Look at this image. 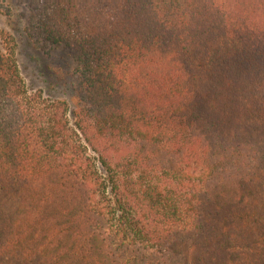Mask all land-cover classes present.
I'll return each instance as SVG.
<instances>
[{
    "label": "trees",
    "instance_id": "16d2710c",
    "mask_svg": "<svg viewBox=\"0 0 264 264\" xmlns=\"http://www.w3.org/2000/svg\"><path fill=\"white\" fill-rule=\"evenodd\" d=\"M17 2L69 97L0 50V264H264V0Z\"/></svg>",
    "mask_w": 264,
    "mask_h": 264
},
{
    "label": "rangeland",
    "instance_id": "374dc122",
    "mask_svg": "<svg viewBox=\"0 0 264 264\" xmlns=\"http://www.w3.org/2000/svg\"><path fill=\"white\" fill-rule=\"evenodd\" d=\"M3 12L0 13V30L8 37H0V50H14L21 74L29 90H41L46 97L65 98L69 70L59 56L39 51L29 41L23 31L22 13L25 8L17 0H2Z\"/></svg>",
    "mask_w": 264,
    "mask_h": 264
}]
</instances>
